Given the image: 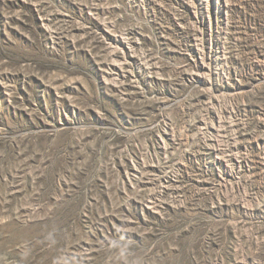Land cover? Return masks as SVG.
<instances>
[{
  "label": "rangeland",
  "instance_id": "obj_1",
  "mask_svg": "<svg viewBox=\"0 0 264 264\" xmlns=\"http://www.w3.org/2000/svg\"><path fill=\"white\" fill-rule=\"evenodd\" d=\"M0 264H264V0H0Z\"/></svg>",
  "mask_w": 264,
  "mask_h": 264
}]
</instances>
